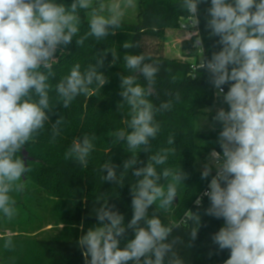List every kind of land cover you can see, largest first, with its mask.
Listing matches in <instances>:
<instances>
[{"label":"clouds","instance_id":"obj_1","mask_svg":"<svg viewBox=\"0 0 264 264\" xmlns=\"http://www.w3.org/2000/svg\"><path fill=\"white\" fill-rule=\"evenodd\" d=\"M202 3L208 4L205 28L210 38L219 37V50L210 58L201 57L197 70L209 74L214 94L223 99L213 117L221 125L216 141L220 151L212 149L208 154L201 178H212L196 203L200 205L207 197L210 203L205 213L223 219L212 242L221 251L230 250L224 264H264V0H210V4L209 0H179L177 7L188 17L183 27L198 26ZM133 6V0H73L70 5L57 0H0V214L6 219L17 213L16 200L10 194L24 191L23 178L30 171L17 154L51 120V61L58 49L69 46L79 34L80 11L88 14L87 35L100 40L115 35L122 27L125 9ZM195 37L194 46L202 49L201 37ZM76 43L83 44L84 39ZM122 47L138 45L125 41ZM112 55L114 63L117 57ZM123 60L132 74L120 76L123 103L119 107L128 106L130 119L112 136L115 143L126 144L131 154L123 169H131L137 178L131 186L133 215L125 224V216L113 210L114 205L98 201L95 215L99 226L89 228L78 243L84 249L85 264H185L176 251L183 241L169 239L173 229L155 212L149 216V209L157 203L159 209H169L188 174L182 168L157 171L168 160L172 151L168 148L137 167L141 163L138 153L151 150L150 141L160 130L156 114L172 106L169 101L157 107L149 99L161 66L148 62L151 57L143 53L125 54ZM103 64L102 54L83 70L76 63L55 85L64 108L78 95L88 94L94 83L103 86L108 82L100 71ZM137 74L146 84L138 82ZM62 123L59 117L53 124V139ZM95 139L87 134L76 138L65 158L86 165ZM174 141L170 137L168 143ZM117 167L110 160L105 162L103 180L118 183ZM188 219L198 225L190 233L195 240L200 216L189 212ZM128 229L134 231V238L120 248V238ZM3 247L13 249V240L5 239Z\"/></svg>","mask_w":264,"mask_h":264},{"label":"trees","instance_id":"obj_2","mask_svg":"<svg viewBox=\"0 0 264 264\" xmlns=\"http://www.w3.org/2000/svg\"><path fill=\"white\" fill-rule=\"evenodd\" d=\"M57 2L70 5L73 0ZM178 2L179 0H140L138 22L133 25L122 23V27L115 35L100 40L87 35L89 31L87 12L81 10L79 34L73 38L69 46L61 48L64 52L58 61L53 64L51 62L53 73L49 79L52 85V91L49 93L53 107V111L49 113L51 120L45 123L44 129L40 130L35 139L29 141L17 155L24 159L23 152L25 150L28 152L26 165L30 171L26 178L37 182L48 197L59 203L63 221L99 225L95 209L100 203L108 202L109 205L115 206L113 210L125 216L127 224L133 215L131 186L135 185L137 178L132 175L131 169L126 171L123 169L124 161L131 156L127 151V145L123 142L115 143L112 136L116 130L126 127V122L130 119L128 106L119 107L123 103V97L120 95V76L132 74L124 63L125 54L143 53L151 57L148 62L159 64L161 70L155 78L153 95L149 99L157 107L169 101L172 106L170 110L156 114L155 119L160 124V130L156 138L150 141L151 150L148 153L144 151L138 153V160L141 163L137 167L146 165L151 155L168 148L172 149L168 160L165 165L157 166V171L160 172L165 167L182 168L188 174V178L185 184L179 187L178 201H174L169 213L153 205L150 206L149 216L155 212L163 224L173 229L169 239L181 238L183 243L176 246V251L184 259L185 264H224L229 258L230 250L221 251L212 242V235L223 225V219H216L205 213L210 203L207 197L202 198L200 205L196 203L212 178L209 176L202 179V171L197 169V159L202 154L197 142L202 139L216 141L217 138L214 136L207 138L198 134L194 127L195 118L216 104L215 90L209 82V74L204 69L197 70L199 59L195 63L169 60L162 57L159 51V47L165 42L166 30L177 27L180 21L188 20L187 15L182 14L177 7ZM207 6L208 4L204 3L199 5V24L193 28L198 33L181 42L182 50H197L205 59L219 50L217 45L219 37L210 38L209 31L205 28ZM195 35L201 37L202 49L194 46ZM81 38L84 39V43L77 44L76 41ZM125 41L135 43L138 47L124 49L122 44ZM150 42L155 43L156 49L147 48L146 45H151ZM112 53L117 57L114 63ZM99 54H102L104 59L100 71L108 78V82L103 86L94 83L88 94L78 95L67 108H64L55 92V85L69 74L73 65L79 63L83 70L89 64H94ZM193 65L196 66L194 70L191 68ZM137 75L138 82L146 84L143 76ZM224 88L228 90L227 85ZM59 117L63 119V123L60 125L59 135L53 139L52 126ZM85 134L96 137L94 150L87 164L81 165L75 159H66L65 153L73 141ZM170 137H174V144L168 143ZM212 149L220 150L218 144L208 148V152ZM109 160L118 165V183L103 180L104 173L101 169ZM189 212L199 214L201 220L195 240L191 238L190 233L193 227L198 225H193L188 219ZM132 238L134 231L128 229L120 238L119 247L124 248L127 241ZM0 241L4 244V238ZM35 245L38 249L35 258H32V249L29 256L27 252L17 255L15 249H7L0 264H85L84 249H81L78 240L41 239Z\"/></svg>","mask_w":264,"mask_h":264},{"label":"rangeland","instance_id":"obj_3","mask_svg":"<svg viewBox=\"0 0 264 264\" xmlns=\"http://www.w3.org/2000/svg\"><path fill=\"white\" fill-rule=\"evenodd\" d=\"M104 2L110 3L111 0H104ZM133 5V7L125 9V15L122 18L123 24L133 25L138 22L140 0H133ZM185 24L186 22L180 21L177 27L166 30V39L161 47H159V51L161 56L166 59L195 63L198 59H201L202 53L197 50L185 51L181 48L183 38L187 37L190 39L193 36L192 33H195L193 28L186 29L183 27ZM146 46L149 50L156 49L154 42H152L151 45L147 44ZM63 52L64 51H62L61 48L57 50L51 61L52 64L58 61L59 56L63 54ZM220 106L221 104L216 103L214 106L205 109L203 113L196 116L194 127L198 134L207 138L211 136L218 137L221 125L214 122L213 117ZM224 107L227 108V105H224ZM216 141L202 139L197 142L199 151L202 153L201 157L197 159V169L199 171L203 170V166L210 153V151L208 152V148L212 147V145H216ZM25 152L27 153L26 159L28 160V152L26 150ZM23 183L25 185L23 192H13L10 194L16 200V215L11 220H8L0 214V228L3 226L5 229L9 230L7 234L4 233V237L2 238H4V240L8 238L13 240L15 245V248L13 249H15L17 255L27 252V256H29L30 249H32V258H35L38 250L35 248V243L38 240L51 239L79 241L80 237L84 235L89 228L99 226L98 224H74L63 221L61 219L62 213L59 203L48 197L37 182L24 177ZM176 201H178L177 198ZM156 206L158 207V203ZM169 209L162 211L169 213ZM6 252L7 249H5L0 242V257L3 256V253L6 254Z\"/></svg>","mask_w":264,"mask_h":264},{"label":"crops","instance_id":"obj_4","mask_svg":"<svg viewBox=\"0 0 264 264\" xmlns=\"http://www.w3.org/2000/svg\"><path fill=\"white\" fill-rule=\"evenodd\" d=\"M184 39H189V38H187V37H184L183 38V40ZM220 104V103H219ZM9 232V230L8 229H5L3 226H1V228H0V239L2 238V237H4V233H8ZM1 242V245H3V243H2V241H0ZM1 259H2V257H0V261H1Z\"/></svg>","mask_w":264,"mask_h":264},{"label":"water","instance_id":"obj_5","mask_svg":"<svg viewBox=\"0 0 264 264\" xmlns=\"http://www.w3.org/2000/svg\"><path fill=\"white\" fill-rule=\"evenodd\" d=\"M222 97H216V103H220L222 101ZM23 156H24V160L25 162L27 161L26 157H27V153L26 152H23Z\"/></svg>","mask_w":264,"mask_h":264},{"label":"built area","instance_id":"obj_6","mask_svg":"<svg viewBox=\"0 0 264 264\" xmlns=\"http://www.w3.org/2000/svg\"><path fill=\"white\" fill-rule=\"evenodd\" d=\"M183 22H186L187 23L188 20H184ZM191 68L194 70V69H196V66L193 65ZM225 92H226V90H225ZM217 151H220V150H217ZM213 175H215V169H213Z\"/></svg>","mask_w":264,"mask_h":264}]
</instances>
